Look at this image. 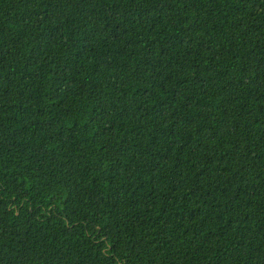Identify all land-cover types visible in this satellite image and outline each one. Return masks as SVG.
<instances>
[{"label": "trees", "instance_id": "1", "mask_svg": "<svg viewBox=\"0 0 264 264\" xmlns=\"http://www.w3.org/2000/svg\"><path fill=\"white\" fill-rule=\"evenodd\" d=\"M0 264H264V0H0Z\"/></svg>", "mask_w": 264, "mask_h": 264}]
</instances>
